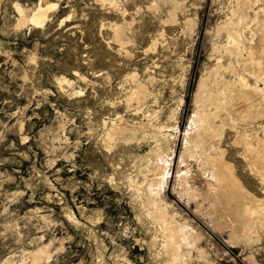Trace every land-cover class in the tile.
<instances>
[{
	"label": "rangeland",
	"instance_id": "rangeland-1",
	"mask_svg": "<svg viewBox=\"0 0 264 264\" xmlns=\"http://www.w3.org/2000/svg\"><path fill=\"white\" fill-rule=\"evenodd\" d=\"M236 3L0 0V264H264V55L227 51ZM217 94L242 192L218 212L192 154Z\"/></svg>",
	"mask_w": 264,
	"mask_h": 264
},
{
	"label": "bare ground",
	"instance_id": "bare-ground-1",
	"mask_svg": "<svg viewBox=\"0 0 264 264\" xmlns=\"http://www.w3.org/2000/svg\"><path fill=\"white\" fill-rule=\"evenodd\" d=\"M236 5L235 8L232 9L233 13H236L237 18H235V20H233L231 25H228L227 27V41L228 43H236V45L234 44L233 49L230 48V46H227L226 49L227 51H230L229 53H231L232 55H239L241 54V52H243V48L246 49L247 48V43H250V45H248V50H249V55H253L254 54V46L252 43H260V52L264 55V0H236ZM57 3L53 2L50 3L47 7L43 6V5H39L37 11L31 16V21L34 24H41L42 22H44V20L47 17V12L48 9L51 7H56ZM232 7V6H231ZM227 9V8H226ZM234 18V17H233ZM232 20V19H231ZM224 21V20H223ZM225 22V21H224ZM227 23V22H226ZM133 24V23H132ZM225 24V23H224ZM114 27V26H113ZM119 27V26H117ZM128 27V26H127ZM132 27V26H131ZM116 28V27H115ZM123 29V28H122ZM118 33V35L120 34L118 32L117 29H115ZM126 30V29H125ZM130 30V29H129ZM248 31L249 36L246 34ZM126 32V31H125ZM122 35V33H121ZM163 35V34H162ZM132 36V35H131ZM122 37V36H121ZM124 37V36H123ZM116 39V37H115ZM126 39V38H125ZM134 39V38H133ZM121 40V39H119ZM118 40V41H119ZM124 44V43H123ZM231 44V45H232ZM124 47V46H123ZM218 47V46H217ZM221 48V47H220ZM155 49V48H154ZM228 53V52H227ZM237 55V56H238ZM225 56V55H224ZM231 56V55H229ZM243 56V55H242ZM240 57V56H239ZM252 57V56H251ZM242 58V57H240ZM244 58V57H243ZM247 58V57H246ZM244 58V59H246ZM259 58V57H258ZM239 59V58H238ZM241 60V59H240ZM248 60V59H247ZM260 60V59H259ZM239 62V61H238ZM248 62V61H247ZM231 63V62H230ZM262 63V61H261ZM228 64V63H227ZM233 64V63H232ZM247 66V65H246ZM221 68V67H220ZM224 68V67H223ZM249 68V67H248ZM233 70V69H232ZM236 70V69H235ZM249 71V70H248ZM218 73V72H217ZM239 73V72H238ZM254 73V72H253ZM238 75V74H237ZM234 77V76H233ZM214 82V81H213ZM232 82V81H231ZM256 82V81H255ZM224 83V82H223ZM256 85V84H255ZM248 86V85H247ZM138 87V86H137ZM232 88V87H231ZM238 88V86H237ZM257 88V85H256ZM233 89V88H232ZM259 89V88H258ZM218 90V89H217ZM235 90V87L234 89ZM238 90V89H237ZM254 90V89H253ZM261 90V89H260ZM136 91V90H135ZM240 91V89H239ZM138 91H136L137 93ZM145 93L144 90L141 88L139 89L138 94H136L138 96V99H147L145 98ZM132 94V92H131ZM225 96V95H222ZM220 94H217L215 96L210 95L209 96V100L208 103L207 101L203 104V106L205 107V111L203 113H199L197 112L196 116L199 117L200 119V126L198 127V132H197V138L195 141V146L193 148L192 154L195 158H197L198 160H201L203 163V168H204V173L207 174V179H208V188H209V196H211L212 200V206L215 208L218 204H226V205H230V204H234V202H238V197L239 195L242 193H240V189H241V181L238 182V178H236L234 176V171H232L229 161H227L224 158V152L219 144V140L220 138L218 137V133L219 130L218 128H216V122L217 120H219L220 122H223L224 120V109H225V104L223 102V100L221 99L222 97ZM147 97V96H146ZM231 98V96H230ZM251 98V97H250ZM137 99V98H136ZM225 99V98H224ZM140 102H145L144 100ZM148 102V101H147ZM146 102V103H147ZM260 102V101H259ZM243 104V103H242ZM251 104V103H250ZM211 105L214 109V111H211ZM214 105V106H213ZM259 104V107L260 108ZM201 106V107H203ZM203 107V109H204ZM218 107H222V109H218ZM250 108V107H249ZM229 110V109H228ZM244 110V109H243ZM258 110V109H257ZM264 111V109H261ZM202 111V110H201ZM200 111V112H201ZM257 113V112H256ZM264 113V112H263ZM228 114V113H227ZM257 115V114H256ZM259 115H262L259 114ZM258 115V116H259ZM263 117V116H262ZM256 119V118H255ZM106 122V121H105ZM119 128V126H118ZM125 128V127H124ZM120 129V128H119ZM128 129V128H127ZM109 130V129H108ZM132 130V129H131ZM222 130V129H221ZM115 131V130H114ZM125 131V130H124ZM123 131V132H124ZM136 131V130H134ZM118 133V132H117ZM120 133V132H119ZM126 133V132H125ZM222 134V133H221ZM124 135V134H123ZM134 135V134H133ZM244 135V134H243ZM112 136V135H111ZM114 136V134H113ZM221 136V135H220ZM258 136V135H257ZM107 137H109L107 135ZM123 137V136H122ZM112 138V137H111ZM241 138V137H240ZM108 138H106L107 140ZM110 139V138H109ZM119 139V138H118ZM247 140V139H246ZM245 140V141H246ZM249 140V139H248ZM256 140V139H255ZM108 142V141H107ZM261 142V141H260ZM247 143V142H246ZM250 144H252V142L250 141ZM264 144V143H263ZM253 145V144H252ZM259 145V144H258ZM251 146V145H250ZM254 146V145H253ZM262 146V145H261ZM260 146V147H261ZM243 147V146H242ZM248 148V147H247ZM244 149V148H243ZM246 151V150H245ZM248 151V150H247ZM246 151V152H247ZM251 153H253V158H254V162L257 160V158L259 157V155L257 154L256 151H252ZM259 153V152H258ZM260 154V153H259ZM262 155V154H261ZM260 155V156H261ZM248 157V156H247ZM252 159V157H251ZM159 160V159H158ZM163 158L156 162L154 165L156 168L152 167L151 169H155L156 171L154 172V174L152 175V177L149 180L148 183V189L151 193H153L154 191L156 193H160L164 187L166 186V183H168V176H169V168L170 166L168 164H164V162H162ZM164 161H166L164 159ZM264 161V160H263ZM262 162V161H261ZM249 163V162H247ZM258 163V160H257ZM149 164V163H148ZM261 164V163H260ZM254 165V164H253ZM259 165V164H258ZM262 165V164H261ZM254 167V166H253ZM250 168V167H249ZM255 168V167H254ZM259 168V167H258ZM264 168V167H263ZM150 169V170H151ZM234 169V168H233ZM252 169V168H251ZM256 171V170H255ZM262 171V170H261ZM260 172V171H259ZM185 173V172H184ZM203 173V174H204ZM256 173V172H254ZM258 173V172H257ZM206 174H205V179H206ZM259 174V173H258ZM263 174V173H262ZM188 175V173H187ZM264 176V175H261ZM147 177V176H146ZM183 177V176H182ZM181 177V179H182ZM186 176H184L185 179ZM262 180L264 181V179L262 178ZM261 180V181H262ZM147 182V180H146ZM182 183V182H181ZM180 183V187H182ZM187 184V183H186ZM185 184V188L182 190H186V192L193 194L195 192H197V190L191 186H189L188 184ZM184 185V184H183ZM243 186V185H242ZM244 187V186H243ZM146 189V188H145ZM239 191V192H238ZM245 191V190H244ZM150 192L149 193V197L151 199V201H153V199L151 198L152 196H150ZM163 192V191H162ZM185 192V191H184ZM155 193V194H156ZM187 193V194H188ZM183 194V193H182ZM185 194V193H184ZM197 194V193H196ZM148 197V198H149ZM192 197V196H191ZM196 197V196H195ZM194 197V198H195ZM149 199V200H150ZM244 199V198H243ZM247 199V198H246ZM155 200V199H154ZM245 200V199H244ZM250 200V199H249ZM256 200V199H255ZM235 202V203H236ZM251 202V201H250ZM249 202V203H250ZM211 203V202H210ZM241 204V203H240ZM248 204V203H246ZM253 204V203H252ZM254 204H256L254 202ZM211 205V204H210ZM239 205V204H238ZM222 206V205H221ZM220 206V207H221ZM233 206V205H232ZM244 206V204H243ZM246 206V205H245ZM257 206V205H256ZM219 207V205H218ZM223 207V206H222ZM236 207V206H235ZM258 207V206H257ZM260 207V206H259ZM258 207V209H260ZM225 209V207H223ZM246 208V209H245ZM244 209L246 210V212L248 213V218L252 217L253 214L256 212V210L252 207L246 206ZM256 208V207H255ZM222 209V210H224ZM233 209V207H232ZM220 212V208L218 209ZM241 210V209H240ZM261 210V209H260ZM216 211H217V207H216ZM227 211V210H226ZM210 212V211H209ZM218 212V211H217ZM231 212V211H230ZM229 212L230 216L231 213ZM239 212V211H238ZM243 212V211H242ZM259 212V211H258ZM224 213V212H223ZM234 213V212H233ZM262 213V211H261ZM159 214V212H158ZM215 214V213H214ZM250 214V215H249ZM258 214V213H257ZM225 215V214H224ZM256 215V214H255ZM260 215V214H259ZM262 215V214H261ZM260 215V216H261ZM229 216V215H228ZM229 216V219L232 218ZM237 217V215H235ZM222 217V216H221ZM223 217H227L226 215ZM258 217V216H257ZM228 218V217H227ZM249 218V219H250ZM235 219V218H234ZM233 219V220H234ZM237 219V218H236ZM240 219V218H239ZM252 219V218H251ZM258 219V218H256ZM228 220V219H227ZM229 221V220H228ZM231 221V220H230ZM229 221V222H230ZM235 221V220H234ZM233 221V222H234ZM254 221V220H253ZM256 221V220H255ZM237 222V221H236ZM260 222V221H259ZM263 222V221H262ZM162 223V222H161ZM232 223V222H231ZM244 223V222H243ZM256 223V222H255ZM246 225L248 224L249 226V222L245 223ZM254 224V223H253ZM260 224V223H259ZM161 225V224H160ZM231 227L232 224H230ZM236 225V224H235ZM245 225V226H246ZM258 225V222L257 224ZM162 226V225H161ZM235 227V226H234ZM238 227V226H237ZM247 227V226H246ZM255 228V225L253 226ZM236 228V227H235ZM249 228V227H248ZM251 228H252V224H251ZM243 229V228H242ZM253 229V228H252ZM236 230V229H235ZM248 230L245 229L244 233H246ZM251 231V229H250ZM249 231V232H250ZM255 231V230H254ZM237 232V231H236ZM240 232H242V230L240 229ZM238 236L239 233L237 232ZM182 236H184L185 239H187V235H184V233L182 234ZM187 236V237H186ZM241 236V235H240ZM239 236V237H240ZM246 236V235H245ZM250 237V236H249ZM190 238V236L188 237ZM188 240V239H187ZM186 241V240H185ZM190 241V240H188ZM174 242V240H173ZM188 243V242H187ZM173 246V245H172Z\"/></svg>",
	"mask_w": 264,
	"mask_h": 264
}]
</instances>
